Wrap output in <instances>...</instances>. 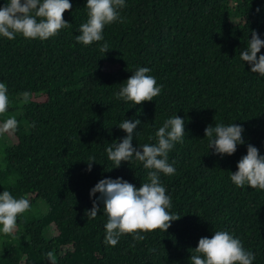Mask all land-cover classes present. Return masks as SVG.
Wrapping results in <instances>:
<instances>
[{"label":"trees","instance_id":"1","mask_svg":"<svg viewBox=\"0 0 264 264\" xmlns=\"http://www.w3.org/2000/svg\"><path fill=\"white\" fill-rule=\"evenodd\" d=\"M69 3L63 19L71 27L54 37L0 36V82L9 96L0 126L18 121L14 133H0V193L30 202L12 235L0 231V264H51L48 252L56 264H191L199 239L216 231L239 239L252 264H264V190L230 178L248 144L264 156V76L240 59L253 31L264 40V0H125L124 22L105 25L103 40L88 46L76 41L87 0ZM139 67L150 69L160 95L138 105L117 99ZM175 115L185 137L168 155L175 173L159 178L169 213L180 219L166 232L139 233L142 241L124 234L108 245L102 202L94 219L87 215L99 196L90 190L105 178L137 189L150 181L142 162L116 168L106 148L126 135L119 124L136 119L133 147L154 145ZM232 123L244 129L245 143L231 156L215 154L204 129Z\"/></svg>","mask_w":264,"mask_h":264},{"label":"clouds","instance_id":"2","mask_svg":"<svg viewBox=\"0 0 264 264\" xmlns=\"http://www.w3.org/2000/svg\"><path fill=\"white\" fill-rule=\"evenodd\" d=\"M88 20L80 25V34L76 41L85 46L103 40L105 25L114 22L123 23L124 18L118 10L126 7L125 0H87ZM69 0H8L0 7V36L9 40L16 35L26 39L47 40L56 36L63 28L71 24L63 19V13L71 10ZM259 11V9H257ZM264 48V40L253 31L248 48L240 52V59L249 64L250 71L264 76V55L257 56ZM100 51H109L107 43L100 47ZM150 69L139 67L126 80V85L115 93L117 99L131 101L134 105L153 101L160 95L162 86H157L156 79L148 75ZM25 101L29 94L23 93ZM9 105L7 86L0 82V114H4ZM140 120H124L119 124L126 135L119 143L110 144L106 148L108 159L118 168L122 162H130L133 158L143 163L148 169L149 183H143L137 189L122 178L101 179L90 190V198L99 193L93 201L92 208L87 211L88 218L94 219L100 211L98 202H102L107 215L105 224V242L115 246L124 234H132L134 240L142 241L145 237L141 232L160 230L166 232L172 221L180 219L179 214H170L171 197L166 194L165 187L160 183L159 174L172 175L175 168L169 164L168 155L174 145L183 142L185 137V121L179 116L166 120L156 132L157 143L144 144L133 147L132 140ZM18 121L13 117L7 119L0 126V133H14ZM244 129L237 124L225 126L209 125L204 129V136L209 138V148L215 154L229 155L235 153L237 145L244 144L242 138ZM87 170L90 171L94 157H90ZM237 171L231 173V181L238 187L247 184L253 189L264 190V156L258 154V149L248 144L247 154L238 164ZM30 209V202L26 198H14L5 190L0 193V231L5 235H12L17 223V217ZM196 254L190 256L191 264H252L255 259L250 251H245L239 239L226 231H216L211 238L202 237L194 249ZM47 257L51 264H56L53 253ZM203 257V258H202Z\"/></svg>","mask_w":264,"mask_h":264},{"label":"rangeland","instance_id":"3","mask_svg":"<svg viewBox=\"0 0 264 264\" xmlns=\"http://www.w3.org/2000/svg\"><path fill=\"white\" fill-rule=\"evenodd\" d=\"M5 140L4 136L0 134V143H2ZM41 203V201L38 202V204Z\"/></svg>","mask_w":264,"mask_h":264}]
</instances>
